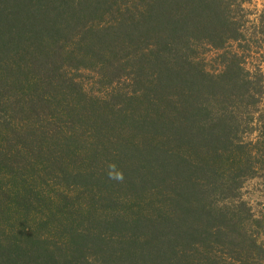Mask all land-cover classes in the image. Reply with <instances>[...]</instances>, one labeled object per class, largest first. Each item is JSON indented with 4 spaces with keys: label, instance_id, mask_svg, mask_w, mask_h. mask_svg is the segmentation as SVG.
Wrapping results in <instances>:
<instances>
[{
    "label": "trees",
    "instance_id": "1",
    "mask_svg": "<svg viewBox=\"0 0 264 264\" xmlns=\"http://www.w3.org/2000/svg\"><path fill=\"white\" fill-rule=\"evenodd\" d=\"M246 1L0 0V264L264 257L226 203L264 176Z\"/></svg>",
    "mask_w": 264,
    "mask_h": 264
},
{
    "label": "rangeland",
    "instance_id": "2",
    "mask_svg": "<svg viewBox=\"0 0 264 264\" xmlns=\"http://www.w3.org/2000/svg\"><path fill=\"white\" fill-rule=\"evenodd\" d=\"M243 6L244 9H247L248 13L243 16L242 21L244 22V27L248 30L257 22L258 16L261 13H264V0H247L245 3H243ZM258 43L259 46L257 45L249 48L244 47L245 50L243 55L245 60L247 61L246 66L248 67L249 71H254L255 69L264 71V40H260ZM232 48H235V45H233L232 47H228L226 50L229 51L232 50ZM219 52L221 51L210 49L206 50L205 53H203L205 63L209 65L208 63L214 60L213 65H217V53ZM81 77H83L85 81H87V83L88 80H91L90 83H88V86L96 90V86H93L91 84L92 81H95L90 73L89 76L87 73H84L83 75H81ZM255 100V106H252V108H254L255 110L254 114L252 115V119H249L247 125H243L244 134L241 139H243L244 141H251L253 146L256 145L258 149H254L257 152V157L260 158L261 156H263L261 158L263 159L264 90H262V92L258 93V95L255 96ZM239 117L241 120H244V118H247L248 115H239ZM6 132L7 131L4 130L3 134H5ZM0 144H4V141H2ZM256 165L259 167V162H257ZM256 171L259 175L263 173V170L261 168H258ZM1 178L8 179L7 177ZM242 180L243 183L241 185V188L238 190L239 194L234 199H228L226 203L230 206L235 207L233 210H235L236 218L241 220L239 221V223L241 225H244L247 230L252 231L256 236L258 233H263L258 234L257 241L262 243V246H264V236H261L264 235V226H262L264 225V176L247 177ZM241 202H243V205H241ZM213 254H215V257L222 264H264V257H257V255L248 257L243 253L240 258H233L232 254H236L235 251L229 252L226 246L215 247V251Z\"/></svg>",
    "mask_w": 264,
    "mask_h": 264
},
{
    "label": "clouds",
    "instance_id": "3",
    "mask_svg": "<svg viewBox=\"0 0 264 264\" xmlns=\"http://www.w3.org/2000/svg\"><path fill=\"white\" fill-rule=\"evenodd\" d=\"M111 171L109 172V178L117 181L123 180V173L115 171V165H110Z\"/></svg>",
    "mask_w": 264,
    "mask_h": 264
}]
</instances>
